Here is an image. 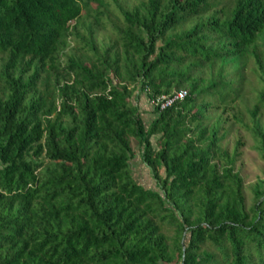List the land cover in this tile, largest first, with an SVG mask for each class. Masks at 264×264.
<instances>
[{"label": "trees", "instance_id": "obj_1", "mask_svg": "<svg viewBox=\"0 0 264 264\" xmlns=\"http://www.w3.org/2000/svg\"><path fill=\"white\" fill-rule=\"evenodd\" d=\"M113 2L0 0V264H264V188L248 207L218 112L264 41V0ZM138 87L188 94L146 127Z\"/></svg>", "mask_w": 264, "mask_h": 264}, {"label": "rangeland", "instance_id": "obj_2", "mask_svg": "<svg viewBox=\"0 0 264 264\" xmlns=\"http://www.w3.org/2000/svg\"><path fill=\"white\" fill-rule=\"evenodd\" d=\"M109 1L114 5L113 0ZM120 1L129 7H133L140 0ZM98 39L101 43L109 45L114 39V34L107 28L98 33ZM240 75L243 78V91L240 97L234 102L229 100V107L224 111L219 109L218 112H221L223 117L227 119L225 122L227 135L222 141L223 147L232 153L237 143H241V154L236 162L235 170L243 178L246 204L250 207L256 201L255 186L264 188V159L259 150L261 138L254 133V121L251 113L258 104L260 94L264 92V41L259 43V48L252 55L246 57ZM132 101L139 106L145 126L148 127L156 115L152 100L147 96V91H142L138 87ZM258 122L264 133V105L260 106ZM157 139L158 136H153L151 139L156 149H158ZM131 143L135 152V156L130 161L133 175L143 186L158 190L150 168L141 158V148L138 142L131 139Z\"/></svg>", "mask_w": 264, "mask_h": 264}, {"label": "built area", "instance_id": "obj_3", "mask_svg": "<svg viewBox=\"0 0 264 264\" xmlns=\"http://www.w3.org/2000/svg\"><path fill=\"white\" fill-rule=\"evenodd\" d=\"M186 90L175 91L169 95H162L155 99H152V104L154 108H157L159 111L165 110L169 107H172L177 102L183 101L187 96Z\"/></svg>", "mask_w": 264, "mask_h": 264}]
</instances>
